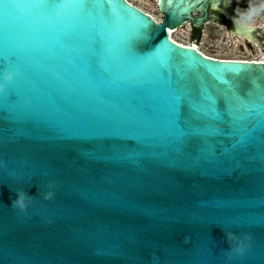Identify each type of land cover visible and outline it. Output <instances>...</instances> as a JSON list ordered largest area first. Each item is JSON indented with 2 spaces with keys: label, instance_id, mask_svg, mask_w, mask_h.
<instances>
[{
  "label": "water",
  "instance_id": "95a60500",
  "mask_svg": "<svg viewBox=\"0 0 264 264\" xmlns=\"http://www.w3.org/2000/svg\"><path fill=\"white\" fill-rule=\"evenodd\" d=\"M218 1L0 0V264H226L224 231L252 238L227 264H264V63L170 37Z\"/></svg>",
  "mask_w": 264,
  "mask_h": 264
},
{
  "label": "rangeland",
  "instance_id": "374dc122",
  "mask_svg": "<svg viewBox=\"0 0 264 264\" xmlns=\"http://www.w3.org/2000/svg\"><path fill=\"white\" fill-rule=\"evenodd\" d=\"M133 5L141 8L145 12L154 15L158 20L161 19V14L158 12L155 0H129ZM253 25L262 28L264 32V12H261L251 22ZM230 34L226 28L216 25H209L205 28L201 37V44L197 45L200 50L210 57H215L224 60H244L251 61L262 56V45L259 41L245 40V37H235L237 35ZM240 36V35H239ZM262 42H264V35L260 33ZM174 37L180 43L190 44L194 43L190 26L179 29ZM250 41V42H248Z\"/></svg>",
  "mask_w": 264,
  "mask_h": 264
},
{
  "label": "clouds",
  "instance_id": "9594fccd",
  "mask_svg": "<svg viewBox=\"0 0 264 264\" xmlns=\"http://www.w3.org/2000/svg\"><path fill=\"white\" fill-rule=\"evenodd\" d=\"M261 12H264V0H251L249 8L246 11L238 13V18L234 19V25L239 30H246L251 22ZM18 74L17 69L6 70L0 73V94L6 91L8 85H10ZM2 163V162H0ZM49 189L54 188L55 185L49 182L46 185ZM54 197V192L48 191L43 193L44 200H51ZM35 197L28 195L23 189L16 191V198L12 201L11 206L20 212H26L28 208L33 204ZM224 239L228 243L227 249H222V253L227 262L233 261L236 258H243L247 251L251 248V236L248 234L237 235L232 231H224Z\"/></svg>",
  "mask_w": 264,
  "mask_h": 264
},
{
  "label": "flooded vegetation",
  "instance_id": "af4514ba",
  "mask_svg": "<svg viewBox=\"0 0 264 264\" xmlns=\"http://www.w3.org/2000/svg\"><path fill=\"white\" fill-rule=\"evenodd\" d=\"M155 2L159 8V4L157 3V0H155ZM250 2L251 0H224V1H218L217 3H210L208 6V15H209L208 20L204 23V26L201 30L196 28V26L192 24L191 22L187 23L182 28H185L187 25H189L190 30L192 32V36L194 38L192 42H196L197 40H199L200 44H201V37L203 35L205 28L211 24L216 25L217 27L222 26L226 28L228 33L233 35L232 31L234 29V25L230 20H228L227 14L232 16L235 19L238 18V13L241 11H246L249 8ZM158 12L160 13L159 9H158ZM195 16L200 17L203 15H202V12L199 11L195 13ZM162 18H163V15L161 14L160 20H162ZM250 27L254 29L252 35L257 38L260 44L262 43L263 45L262 51H264V42H262V38L260 36V33L264 35V32H262L263 29L253 25L252 23ZM235 37H240V36L237 34V36Z\"/></svg>",
  "mask_w": 264,
  "mask_h": 264
},
{
  "label": "snow or ice",
  "instance_id": "6c2138e0",
  "mask_svg": "<svg viewBox=\"0 0 264 264\" xmlns=\"http://www.w3.org/2000/svg\"><path fill=\"white\" fill-rule=\"evenodd\" d=\"M157 2L159 3L160 0H157ZM166 3H172L173 0H165ZM182 2V0H181ZM111 11V9H110ZM150 27V22L148 21L147 25H144V26H141L140 28H138L137 30H135L132 35L130 36V41H131V44H132V47L134 48V50L138 53H141L138 46H137V41L138 40H143V39H147L148 35H149V32H148V29ZM168 43V41H167ZM180 47H183L182 45ZM192 51H195V45L193 46L192 48ZM169 55H179L177 53H174V52H170ZM180 59H183V56H180L179 57ZM204 59H208V57H205ZM220 63H227V64H246L248 62L246 61H226V62H220ZM264 63V62H262ZM19 65H16V68L17 70L19 69ZM244 69V68H242ZM244 72H247V71H240L239 73L237 74H240V73H244ZM214 80H217L218 78L216 77H213ZM224 78H219V82H223ZM230 83V81H229ZM232 93L235 97L237 98H240V99H245L249 93L251 92V88L249 90H246V91H243L241 92L239 89L233 87L232 89ZM223 101V100H222ZM219 106H220V102H219ZM250 126H251V122H250ZM256 146L254 144V142L251 140V139H248V140H245L244 143H243V151L244 152H247L248 150L250 149H254Z\"/></svg>",
  "mask_w": 264,
  "mask_h": 264
},
{
  "label": "bare ground",
  "instance_id": "6f19581e",
  "mask_svg": "<svg viewBox=\"0 0 264 264\" xmlns=\"http://www.w3.org/2000/svg\"><path fill=\"white\" fill-rule=\"evenodd\" d=\"M129 1V0H128ZM130 2V1H129ZM131 3V2H130ZM158 3V2H157ZM132 4V3H131ZM159 4V3H158ZM135 6V5H134ZM157 8H158V6H156ZM141 9V8H140ZM159 9V8H158ZM158 9H156V10H158ZM146 13H148V12H146ZM151 13V12H150ZM150 13H148V14H150ZM152 17H154L157 21H160V20H158L154 15H152V14H150ZM255 28V27H254ZM177 31H170V37H171V39L173 40V41H175L176 43H178V44H181V45H184V46H188V47H193L194 45H195V48L198 50V51H200L202 54H204L205 56H207V57H210V56H208V55H206L205 53H203L201 50H200V48L197 46L198 44H196L195 42L192 44V43H190V44H184V43H180V42H178L177 40H176V38L174 37V34L176 33ZM237 35V34H236ZM245 37V39H248V40H253V41H257L256 40V37L255 36H253L252 34H251V36H243V35H240V37ZM261 45H262V43H261ZM262 47H263V45H262ZM210 58H214V59H219V58H215V57H210ZM220 60H224V59H220ZM236 61H244V60H236ZM251 61H255V62H264V51H263V54H262V56L260 55V58H257V59H255V60H251Z\"/></svg>",
  "mask_w": 264,
  "mask_h": 264
}]
</instances>
